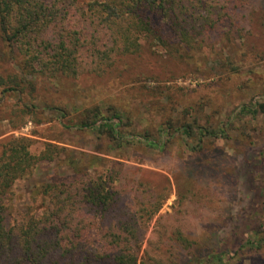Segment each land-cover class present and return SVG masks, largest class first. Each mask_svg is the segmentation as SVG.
<instances>
[{"label":"rangeland","instance_id":"obj_1","mask_svg":"<svg viewBox=\"0 0 264 264\" xmlns=\"http://www.w3.org/2000/svg\"><path fill=\"white\" fill-rule=\"evenodd\" d=\"M102 1L52 0L54 15L33 27L43 64L72 40L66 75L0 34V164L16 145L30 156L6 191L8 226L54 209L46 190L90 216L75 219L77 241L111 245L124 224L122 253L138 264H264V0L176 2L182 33L153 19L165 42L112 36L88 13ZM115 115L118 138L99 126Z\"/></svg>","mask_w":264,"mask_h":264},{"label":"trees","instance_id":"obj_2","mask_svg":"<svg viewBox=\"0 0 264 264\" xmlns=\"http://www.w3.org/2000/svg\"><path fill=\"white\" fill-rule=\"evenodd\" d=\"M50 1L52 0H0V34L2 38L9 43H12L16 38H18L17 40L23 38L28 41L29 48L26 47V49L33 51L29 59L37 62L38 65H42V60L46 58L39 55L42 51L40 48L43 47L45 41L43 36L35 34L33 27L38 26L39 21L43 23L45 19L54 15V6L50 5ZM181 1L104 0L92 4L88 13L91 19L105 24L111 35H117L119 40H129V35H136L135 32L141 30L146 32L147 38H155L160 42H165V36L156 32L159 25L157 23L156 25L153 19L157 13L167 15L169 21L177 26V32L182 33L184 27L180 20H183L184 17H180V15H182L183 7L178 9L174 7L176 2L180 3ZM125 14L134 17L135 22L130 24L134 28V32L131 30L132 33L130 34L127 29L120 26V21H124ZM71 42L72 40L69 42L62 40L60 48L52 47L54 50L50 51L51 53L44 61L43 66L47 68L44 71L50 75L70 73V68L74 65L73 56L75 52L74 49H70L72 47H69ZM119 48L121 53L126 46L124 47L123 43H119ZM113 118H117L119 123L121 122L120 117L115 115L104 119L99 126L109 135L118 138L119 124L114 122ZM82 125L94 128L97 121L82 122ZM185 130L190 132L189 129ZM147 143L155 148L162 147V143L158 141L148 140ZM25 149H27V144L12 147V154L9 159L5 157L7 161L0 164V264H138L133 253L132 255L122 253L124 247L119 238L123 233L124 224L118 223L113 227L111 225L107 227L109 230L111 227L115 228L110 235H117L118 237L117 241H112V246L107 243L102 247L108 246L109 250L114 252L112 258L108 254L105 255L104 251H100L102 248L96 247L87 239L77 241L72 238V235L81 231V225H83L75 224V219L90 216L82 211L75 214V211L61 205L72 200L70 195L48 194L45 190L43 198L45 202L46 198H49V201L55 205L54 209H47L40 215L22 216L16 219L11 226H8L6 209L8 196L6 191L15 182L18 172L20 175L24 174L30 165L28 162L30 156ZM13 150L25 152L13 156ZM4 153L6 154L7 151L5 150ZM91 196H86L85 205L92 202ZM99 196L102 197V194ZM104 205L106 206L105 203ZM107 210L103 211L104 218ZM136 240L138 241V239ZM139 248L140 245H138ZM215 258L218 261L221 260L218 256Z\"/></svg>","mask_w":264,"mask_h":264}]
</instances>
